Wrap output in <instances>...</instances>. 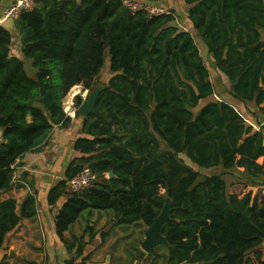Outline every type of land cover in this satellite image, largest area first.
<instances>
[{"label":"trees","instance_id":"1","mask_svg":"<svg viewBox=\"0 0 264 264\" xmlns=\"http://www.w3.org/2000/svg\"><path fill=\"white\" fill-rule=\"evenodd\" d=\"M184 1L189 29L172 9L133 12L124 0H37L0 26V191L15 187L20 158L40 150L56 126L71 123L64 107L71 88L95 89L108 61L112 75L95 112L84 116L88 136L74 143L84 155L48 193L51 205L68 197L58 233L90 208L113 210L118 225L149 226L170 198L168 244L157 255L162 264H264V193L247 190L264 186V131L248 125L233 104L214 99L194 35L228 76V92L264 104V0ZM14 30L24 58L12 54ZM83 101L78 95L76 108ZM85 166L99 178L73 191L68 181ZM37 212L33 194L20 211L15 198L0 200V249ZM83 241L74 237L72 245L78 242L80 252Z\"/></svg>","mask_w":264,"mask_h":264},{"label":"crops","instance_id":"2","mask_svg":"<svg viewBox=\"0 0 264 264\" xmlns=\"http://www.w3.org/2000/svg\"><path fill=\"white\" fill-rule=\"evenodd\" d=\"M16 2L17 0H0V14ZM162 5L176 12L177 22L181 27L190 28L185 19L189 6L184 0H164ZM183 21L187 27L183 25ZM194 33L216 88L214 99L233 104L248 125L253 126L256 131H264V104L242 101L228 92L227 89L231 86L228 76L215 67L207 46L205 48L201 44L203 39L196 31ZM11 51L14 55L24 56L22 41L16 30ZM26 65L29 71L32 62L26 59ZM29 73L33 75L32 72ZM216 77L220 83L214 81ZM71 118L68 126L55 127L53 134L40 150L30 151L17 161L15 187L9 191H0V200H17L18 211L29 194L36 196L38 204L37 214L32 218H23L20 225L7 235L0 249V264H69L71 260L73 264H162L163 260L157 258L158 254L164 252L161 244L156 245L150 252L142 248L141 243L148 226L139 223L118 225L113 210L87 209L62 235L58 233L57 216L68 197L62 196L56 204L51 205L48 202V193L65 178L70 162L84 155L74 148L76 139L88 136L83 131L84 115L76 114ZM263 161L264 157H261L259 162ZM249 190L253 189L250 187ZM92 232L94 234L91 238ZM102 232L107 233L105 237ZM81 236H84V246L79 252V243L76 242L75 246L72 243L74 237Z\"/></svg>","mask_w":264,"mask_h":264},{"label":"built area","instance_id":"3","mask_svg":"<svg viewBox=\"0 0 264 264\" xmlns=\"http://www.w3.org/2000/svg\"><path fill=\"white\" fill-rule=\"evenodd\" d=\"M36 1L37 0H17L15 4L5 8L2 14H0V26L4 25L8 21L16 20L23 11L32 9ZM124 4L133 12L146 10L150 14L154 15H161L170 12V10L162 4H154L145 0H124ZM74 106L75 102L73 100L71 101V106L69 108H65V111L71 117H75L77 113L78 108ZM98 178L99 175L93 171L90 166H85L78 174L68 181V184L73 191L78 192L91 187L98 180Z\"/></svg>","mask_w":264,"mask_h":264},{"label":"water","instance_id":"4","mask_svg":"<svg viewBox=\"0 0 264 264\" xmlns=\"http://www.w3.org/2000/svg\"><path fill=\"white\" fill-rule=\"evenodd\" d=\"M106 86L107 82L103 84L99 83L97 87L90 92L88 98L84 100L83 103L78 107L77 111L84 116L94 113L98 97ZM109 174L110 177L115 175L113 171H111ZM170 208L171 199L167 198L166 203L159 215L154 219L153 223L146 228L145 238L141 243L142 248L146 252H150L158 244H168V239L163 233V228L165 224L171 219Z\"/></svg>","mask_w":264,"mask_h":264},{"label":"rangeland","instance_id":"5","mask_svg":"<svg viewBox=\"0 0 264 264\" xmlns=\"http://www.w3.org/2000/svg\"><path fill=\"white\" fill-rule=\"evenodd\" d=\"M179 20H181L180 16H179ZM183 25L187 27L186 23L183 21ZM195 32V31H194ZM194 35H196L194 33ZM201 44L203 45V47L206 48V45L205 43H203V41H201ZM31 61V60H30ZM29 71L32 72L34 74V72L36 71L35 68L32 66H29ZM58 75V78H59V81L62 82V79H63V69H60L57 73ZM111 71H110V67H109V62L107 61V64L105 66V68L102 70V72L100 73L99 77H98V81H97V85L99 83H106L109 78L111 77ZM218 81V83H220L219 79H217V77L215 78L214 81ZM96 85V87H97ZM77 86V87H76ZM74 86L73 88H71V90L69 91L68 95L66 96V98L64 99L65 100V108H69L71 106V101L74 100V102H76V97L78 95L82 96V98L84 100H86L90 94V90H87V89H84L83 88V85H76ZM95 87V88H96ZM94 90V89H93ZM75 96H74V95ZM73 96H74V99H73ZM75 107V106H74ZM227 179L229 180V182H233L236 178H233L231 176H227ZM240 188V187H239ZM250 187L247 188V190H249ZM251 188L253 189V192L254 193H257V192H264V186H260V185H257V186H251ZM237 190V189H236Z\"/></svg>","mask_w":264,"mask_h":264},{"label":"bare ground","instance_id":"6","mask_svg":"<svg viewBox=\"0 0 264 264\" xmlns=\"http://www.w3.org/2000/svg\"><path fill=\"white\" fill-rule=\"evenodd\" d=\"M77 87V86H76Z\"/></svg>","mask_w":264,"mask_h":264}]
</instances>
